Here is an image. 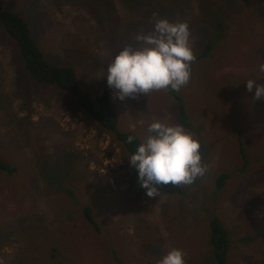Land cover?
I'll return each mask as SVG.
<instances>
[{
	"label": "rangeland",
	"instance_id": "obj_1",
	"mask_svg": "<svg viewBox=\"0 0 264 264\" xmlns=\"http://www.w3.org/2000/svg\"><path fill=\"white\" fill-rule=\"evenodd\" d=\"M2 2L30 20L49 61L71 65L91 93L107 90L118 127L137 131L141 140L154 119L180 125L181 104L170 88L117 98L107 83V67L118 51L138 46L136 36L151 32L154 18H166L186 23L190 46L201 53L214 35L208 26L219 6L238 31L219 45L227 48L225 58L216 48L194 60L196 68L183 86L192 125L184 129L200 141L204 175L181 185L185 195L156 190L149 197L123 148L71 93L32 83L29 97L23 94L22 64L0 26V157H13L31 172L20 188L0 170V264H158L174 248L183 250L186 264H215L209 245L213 216L230 230L235 246L230 264H264V99L247 90L249 79L264 84V20H247L264 19V0ZM243 30L253 42L241 40ZM240 137L246 140L245 154ZM253 146V163L246 164ZM220 172L231 176L217 191ZM51 173L65 177L60 197L65 204L45 178ZM85 204H92L104 231L85 221ZM30 230L38 242L28 237ZM52 240L60 244L51 245Z\"/></svg>",
	"mask_w": 264,
	"mask_h": 264
},
{
	"label": "clouds",
	"instance_id": "obj_2",
	"mask_svg": "<svg viewBox=\"0 0 264 264\" xmlns=\"http://www.w3.org/2000/svg\"><path fill=\"white\" fill-rule=\"evenodd\" d=\"M186 23L154 18L151 32L136 36L138 46H125L107 67V83L123 100L153 90L179 91L191 78L195 54L190 46ZM264 71V65H261ZM247 90L256 100L264 99V84L247 80ZM135 137L129 136L132 143ZM200 141L182 125L153 120L147 135L128 157L138 172V180L147 196H155L156 186L187 185L204 175ZM182 249H171L158 264H186Z\"/></svg>",
	"mask_w": 264,
	"mask_h": 264
},
{
	"label": "trees",
	"instance_id": "obj_3",
	"mask_svg": "<svg viewBox=\"0 0 264 264\" xmlns=\"http://www.w3.org/2000/svg\"><path fill=\"white\" fill-rule=\"evenodd\" d=\"M220 7L221 6L218 7L219 9L217 14H214L216 16L215 23L210 20L208 26V31L210 29H213V27L215 28L214 35L212 36L211 40L204 46L202 52L195 54V63L196 61H201L207 58L214 51H216V48L220 50L222 57L225 58L228 54L226 52L227 48L220 47L219 45L222 40H225L228 36L232 35L234 31H238V28L235 27V23L233 21H230V19L221 16L222 8ZM225 8H228V6L224 7V9ZM247 20H250L251 22H259L260 20L263 21L264 19L263 17H254L253 19ZM243 23L246 24V22ZM0 26L2 27L4 35L10 40L11 44L13 45L12 47L16 49V56L22 64L25 76L24 78L20 77L19 81L21 83L23 94L29 97L28 90L30 89L32 83L43 85L46 87L52 86L61 91L63 90L65 92L71 93L74 96L78 107L82 111L86 112L89 116H91L92 119L95 120L99 125V127L112 135L113 140L123 148L125 155L129 160V153L132 154L134 152L136 146L141 142V138L138 132L135 130L121 128V126L118 127L119 114L112 103L110 93L107 90H104L99 94L91 93L87 88H83L80 86L78 74L71 65H60L49 61L43 50L38 46L31 33L30 20L15 12L4 9L2 0H0ZM243 36L244 38H241L242 41L250 38L246 30H243ZM253 39L254 38L251 37L247 41H252ZM255 53L256 52L254 51L253 54ZM253 54L251 53V55ZM195 68L196 64L193 66L191 64V73L193 70H195ZM239 88L244 89L245 85ZM182 92L183 87L178 92H172L175 96L174 98H176L178 103L181 104L178 114V122L184 128L190 129L192 128L191 122L189 120L190 108L188 107V103H186V99L184 100L185 95H182ZM240 134L241 136H244L242 134V131H240ZM43 136L44 135L42 134L36 140H40ZM129 136L135 137L132 143L128 142ZM240 144L242 147L241 150L244 153L246 140H244L242 137H240ZM252 149V159L247 160L248 158L245 157L244 161L246 164H248V162H250L251 164L253 163V155L257 152V150L255 146H253ZM234 155L236 156L235 153ZM9 159L10 158H5L4 156L0 157V170L7 171L8 175L13 176L14 181L17 182L20 188L26 187L29 181V177L31 176L29 175L31 174V172L27 170V167L16 164L13 161V157H11L10 160ZM230 176L231 175L227 172H220L217 175V177L215 178L217 191H221L225 188V185ZM45 178L49 181H52L54 190L58 192L59 202L63 203L60 197H62L63 193L65 192V185L63 184V180L65 177H59L51 173V176L45 175ZM156 190L167 194L180 193L185 195V191L183 190L181 185H159L156 186ZM93 208L94 207L92 206V204H85V207H83L85 221L89 224V226L91 224L93 227L95 226V228L102 232L104 230L99 226V221L94 216L95 211ZM209 227V245L212 250L214 263L230 264V256L232 250L235 247L234 242L231 238L230 230L228 229L226 223L219 216H213L211 218ZM28 234V237L35 239L34 232L30 230ZM251 239L252 237L249 238V240ZM244 240L245 238L240 239L241 242ZM51 242V245H56L55 243L60 244L59 242H56L54 240H52ZM52 249V256L57 257V255L60 254L59 250L55 246H53Z\"/></svg>",
	"mask_w": 264,
	"mask_h": 264
}]
</instances>
